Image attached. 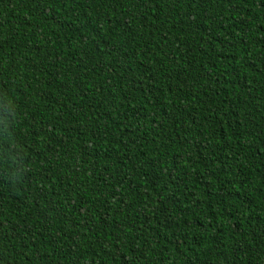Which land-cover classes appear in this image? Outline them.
Here are the masks:
<instances>
[{
    "label": "trees",
    "instance_id": "obj_1",
    "mask_svg": "<svg viewBox=\"0 0 264 264\" xmlns=\"http://www.w3.org/2000/svg\"><path fill=\"white\" fill-rule=\"evenodd\" d=\"M0 264H264V0H0Z\"/></svg>",
    "mask_w": 264,
    "mask_h": 264
}]
</instances>
